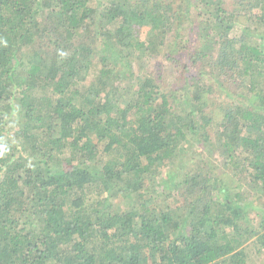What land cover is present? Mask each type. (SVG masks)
Segmentation results:
<instances>
[{
  "label": "trees",
  "instance_id": "trees-1",
  "mask_svg": "<svg viewBox=\"0 0 264 264\" xmlns=\"http://www.w3.org/2000/svg\"><path fill=\"white\" fill-rule=\"evenodd\" d=\"M95 1L0 0V264H246L264 249V203L239 189L264 201V0ZM158 55L244 92L210 118L191 83L175 114L145 73ZM210 130L220 167L184 170ZM165 167L175 204L151 184Z\"/></svg>",
  "mask_w": 264,
  "mask_h": 264
},
{
  "label": "rangeland",
  "instance_id": "rangeland-1",
  "mask_svg": "<svg viewBox=\"0 0 264 264\" xmlns=\"http://www.w3.org/2000/svg\"><path fill=\"white\" fill-rule=\"evenodd\" d=\"M99 1H100L99 4L96 3L97 0L94 2V4H96V6H102V4L106 5L104 3L106 0H99ZM177 1L178 0H173L175 5H178ZM222 2H223V7L225 10L230 11V12L234 11L235 9V6L233 4L234 1L222 0ZM254 12H255L254 16L258 15L257 11H254ZM241 26L242 27L247 26V27L253 28L251 21H248L245 24H241ZM147 31L148 30L146 28H141V29L140 27L136 28L135 33L136 35H138L140 41L146 40ZM202 34L204 36V40L206 39L210 40V37L207 38L208 36H206L204 33ZM238 34H239V28L238 30L232 33V36H237ZM189 40L190 42H192L191 43V45H193L192 47H194L195 42L197 41L196 37H194V39L192 37ZM178 41H180V44L184 42V41H181L180 39ZM197 42L201 43L199 41ZM259 44H260L261 51H263V54H264V40H260ZM201 45L202 43L200 44V46ZM209 46H211V44H209ZM216 48L218 47H215L214 49ZM214 49L210 50L209 53L215 55L216 52L214 51ZM171 64L172 63H170L169 61H167L166 59H164L163 57L159 55L156 57H152V58L150 56L148 58L146 57L145 73L149 72L152 78H154L155 80L157 79V81H155L154 84L157 83L160 86L161 91H163L164 93H166V95H168L171 110L175 112V114H184L185 112L184 108H187L184 100L187 98L188 94L191 93L190 91L186 95L185 90L191 89L190 88L191 83L192 84L197 83L199 86L205 84L207 88L209 89V91L205 95V98H207V103L205 104V106H203L202 111L205 112L210 118L217 117L215 115H217L218 113V111L216 110L218 106L221 105L222 108H227V106L232 101L235 100V98L230 100L233 96H235L237 93L244 92V89H243L244 85L238 82L237 80L234 81L231 77L230 78L225 77V76H223L222 78L218 77V79L215 82L214 81L212 82L213 78L211 77V75H205V76L200 77L198 76L195 70H190L189 72L185 74H180V76H178L177 73L173 72ZM136 70H137L136 65H133L132 71L136 73ZM94 71L95 69L93 70L91 69L90 71L88 70L87 72H85L84 74V76H86L85 84H88L92 81ZM206 72H210V71L207 70ZM136 75L137 74H135V76ZM120 100L122 102H125L126 98H121ZM213 112H214V115H212ZM8 129H9L8 134L10 135L13 134L14 131L16 130L14 125L13 126L9 125ZM212 132L213 130L209 131L210 133L209 137L200 138L198 136L199 139L201 140V141L200 140L198 141L201 143L196 144V147H195L196 149H194L193 153L189 155L186 161H184L183 163L182 162L180 163V167L182 166V168L186 171H188V169L192 167L191 171H194L193 169L197 167L196 164L197 163L201 164V162H204L205 168L207 167V169L209 170H211V168L217 169L220 167L218 163L220 161L218 153L216 151L209 152V149L211 148L210 146L212 144L211 142L214 141ZM175 168L176 167H174V169ZM174 169L169 168V167L162 168L150 180L155 190L157 192H160L159 194L170 193L171 200L175 204L174 199L180 200V196L181 194H183L184 189L182 187H177L169 183L170 180L172 181V177L174 176L173 175ZM240 184H241V187L239 189H242V193L245 192L246 194L244 198L243 197L240 198L241 202L243 200L245 201L248 198H250L248 200L254 206H258L259 204L264 203V201L261 199L262 196H260V193H257L258 195L252 193L250 186L247 184V179L245 177L240 178ZM239 189H237V191ZM152 195H155V194H152ZM162 202H169V198H168V201L159 200L158 204H161ZM251 219L254 221V225L257 226V223L259 222V219H260L258 214L251 213ZM257 249H258L257 247L254 248L253 246L246 248V264H264V249H259V250Z\"/></svg>",
  "mask_w": 264,
  "mask_h": 264
}]
</instances>
